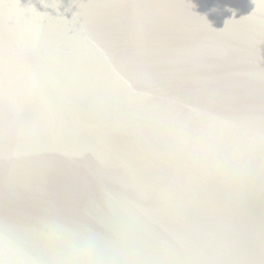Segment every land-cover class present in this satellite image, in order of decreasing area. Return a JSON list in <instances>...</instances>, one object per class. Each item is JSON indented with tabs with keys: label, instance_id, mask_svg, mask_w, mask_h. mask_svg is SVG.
<instances>
[{
	"label": "water",
	"instance_id": "obj_1",
	"mask_svg": "<svg viewBox=\"0 0 264 264\" xmlns=\"http://www.w3.org/2000/svg\"><path fill=\"white\" fill-rule=\"evenodd\" d=\"M0 264H264V0H0Z\"/></svg>",
	"mask_w": 264,
	"mask_h": 264
}]
</instances>
